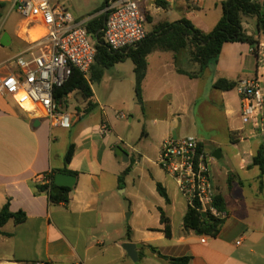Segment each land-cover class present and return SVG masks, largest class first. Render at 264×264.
I'll return each mask as SVG.
<instances>
[{
	"label": "crops",
	"instance_id": "crops-1",
	"mask_svg": "<svg viewBox=\"0 0 264 264\" xmlns=\"http://www.w3.org/2000/svg\"><path fill=\"white\" fill-rule=\"evenodd\" d=\"M14 1L10 11H15L19 20L0 15V40L4 33L10 36L7 46L0 44L2 74L17 71L11 61L29 48L33 34H25ZM189 1L190 4L181 0L161 7L162 23L185 18L209 33L222 17L221 3L225 0ZM155 23L156 20L150 23L151 27ZM244 26L249 35L256 34L255 19H247ZM250 49L246 43L225 44L218 63L196 78L179 72L199 68L188 50H182L177 57L163 50L148 55L143 104L137 103L144 120L157 132L146 131V138L155 145V159L131 147L127 162L116 154L117 143H122L117 126L119 119L126 116L121 118L123 113L113 105L122 91L132 88L135 92V67L130 59L103 70L102 79L107 75L109 80L106 99L96 94L90 84L94 109L87 110V101L78 92L59 104L72 116L70 129L52 127L0 94V210L9 200L10 212H23L27 217L19 224L10 220L1 228L0 264H170L151 248L170 259L191 256L190 264H264V174L252 165L264 138L250 142L244 139L246 128L237 89L240 81L254 78L262 65L261 58ZM220 79L235 83V88L215 89L214 83ZM71 99L78 103L74 110H70ZM197 118L207 129L209 142L223 146L226 143H221L219 137L224 134L235 148L242 144L234 155L236 169L228 172V188H221L213 179L216 198L228 214L216 237L200 236L184 228L187 204L173 179L157 165L161 144L195 131ZM104 123L108 132L102 130ZM188 136L196 137L205 148V139L195 134ZM70 145L75 146V152L66 164ZM127 168L130 171L122 190L119 176ZM63 169L75 172L76 182L67 203L52 205L46 194H35L33 184ZM157 184L165 190L168 201L158 192ZM162 212L171 225L170 238L164 233ZM125 243L140 245L137 262L122 248Z\"/></svg>",
	"mask_w": 264,
	"mask_h": 264
},
{
	"label": "built area",
	"instance_id": "built-area-1",
	"mask_svg": "<svg viewBox=\"0 0 264 264\" xmlns=\"http://www.w3.org/2000/svg\"><path fill=\"white\" fill-rule=\"evenodd\" d=\"M14 9L22 18L25 34L29 36L30 31L33 34L29 48L11 61L17 71L0 73V94L50 126L70 129L72 116L62 111L54 93L64 86L74 69L85 78L90 75L97 55L95 40L87 30L93 18L77 20L66 4H51L49 0H15ZM103 13L107 19L101 31L110 50L135 47L146 38L142 0H109ZM263 48L264 41L251 47V53L261 58L262 65L254 78L240 81L237 87L242 122L250 127L251 139L264 134ZM119 116L125 118L124 114ZM102 130H109L105 123ZM213 161L215 157L196 137L185 136L168 138L161 144L157 165L173 179L188 208L205 218L224 221L228 214L215 204ZM44 181L45 177L39 183Z\"/></svg>",
	"mask_w": 264,
	"mask_h": 264
},
{
	"label": "trees",
	"instance_id": "trees-1",
	"mask_svg": "<svg viewBox=\"0 0 264 264\" xmlns=\"http://www.w3.org/2000/svg\"><path fill=\"white\" fill-rule=\"evenodd\" d=\"M109 0H105L101 11L105 9ZM159 6L166 8L168 3L164 0H157ZM222 17L215 27L209 32L202 30L188 19H181L176 22H165L155 27L152 32L147 33L146 38L128 49L119 51L110 50L103 40L102 29L107 19V14L102 13L91 19L87 24L89 35L95 40L97 55L95 63L91 68L90 81L85 78L77 69H74L69 80L59 89L55 90L54 100L57 104H62L64 100L73 92H78L83 99L87 101V110L94 109L95 105L91 101L93 97L90 84L99 82L103 76L105 68L112 67L118 62L130 59L134 64L135 72V94L137 102L142 105V83L147 71V57L155 50L170 51L177 57L182 50H188L191 60L197 63L199 68L195 72L179 70L180 73L188 75L190 78L200 76L206 69L218 63L220 54L227 43H246L250 47L257 46L264 41V1L263 0H225L221 3ZM255 19L256 34L249 35L245 29L244 23L247 19ZM236 86L235 83L220 79L214 83V88L222 91H230ZM75 152V146L70 145L65 156V163L72 160ZM253 166L258 167L261 174H264V143L259 147L253 157ZM130 171L127 168L119 177L120 186L124 184V178ZM58 171H52L45 175V181L33 184L36 195L46 194L52 205L67 203L71 188L64 187L60 191L53 193L55 188L54 179ZM59 172L76 175L75 172L67 169ZM157 190L162 197L168 201V196L160 184H157ZM216 205L219 210L223 207L216 198ZM27 219L23 212L12 213L9 210V200L0 210V234L1 228L10 220L15 224L24 222ZM161 222L164 225L166 237L172 236L170 222L161 213ZM223 221L213 220L203 217L197 210L188 208L184 217V228L194 231L200 236L216 237L222 226ZM151 251L160 258L168 260L170 264H190L192 257L183 256L170 259L162 255L157 249L151 248Z\"/></svg>",
	"mask_w": 264,
	"mask_h": 264
},
{
	"label": "rangeland",
	"instance_id": "rangeland-1",
	"mask_svg": "<svg viewBox=\"0 0 264 264\" xmlns=\"http://www.w3.org/2000/svg\"><path fill=\"white\" fill-rule=\"evenodd\" d=\"M14 0H0V15H2V18L4 19L7 15H11V17L16 16V20H19V16L16 14L15 11H10L12 2ZM51 4H57V3H64L69 8V11L73 14V16L77 20H85L94 18L100 14L103 13L101 11V8L105 2V0H49ZM165 1V0H164ZM181 0H170L168 4L176 5ZM211 2V0H208ZM166 2V1H165ZM189 0H185V3L190 4ZM194 6V5H193ZM168 7V6H167ZM166 7V8H167ZM196 6H194L195 8ZM142 10L144 11L145 17H146V32H150L151 29L154 28V26H159L160 23L163 22L162 19V12L159 10L161 6L158 5L157 0H142ZM164 9V7H163ZM156 20V25L152 26L150 23L154 22ZM90 75L88 76V80L90 81ZM93 91L98 94L101 98L106 99L108 97V90H109V80L106 77H103V79L100 82H93L92 83ZM77 96V95H76ZM76 98V97H75ZM78 101L82 102V98L78 97ZM105 101V100H104ZM77 102L75 99L70 100V110H74V106H77ZM113 108L116 111H121L126 116V119H119V124L117 126V132L118 135L122 139V143H117V148H120L124 153L131 155L132 150L131 148L136 149L139 152H144L153 159L156 158V152H155V145L151 138H146L147 136V130L152 133L157 134V132L154 131L155 128H153V125L146 122L142 116V110L140 106L138 105L136 101V96L134 90L131 88L130 90L122 91L114 100ZM120 113V112H119ZM215 116V114H214ZM217 116V115H216ZM215 116V117H216ZM130 117H134V120L131 122L129 121ZM198 121V127L195 128V131L188 132V135H198L203 140V144L205 145V149L208 153L213 154V152L217 149H222L223 152V158L220 160L215 159L211 163V173L214 181L217 183L218 186L221 188H228L229 182H228V172L232 169H236L237 159H236V153L240 152V148H235V145H232L228 143L227 138L224 134H222L219 137V140L223 146H219L218 144L209 142L208 138H210L208 135L207 129L205 130L204 124L201 122L199 118H197ZM156 128H158L156 126ZM245 133L244 136L246 141L250 142V140H255L256 138H250L249 137V126H244ZM143 131L145 134L143 135ZM160 132V131H159ZM187 135V136H188ZM264 138L263 135H259L257 138ZM177 138V137H174ZM244 143V142H242ZM221 151V150H220ZM143 167V166H142ZM123 173V172H122ZM122 174H120L121 176ZM119 176V177H120ZM251 178V176H250ZM251 184H254V182L250 181ZM130 184V183H129ZM124 184L121 186V189L123 190ZM121 200L123 201V204H125V198L122 195ZM129 213V212H127ZM177 225V224H176Z\"/></svg>",
	"mask_w": 264,
	"mask_h": 264
},
{
	"label": "water",
	"instance_id": "water-1",
	"mask_svg": "<svg viewBox=\"0 0 264 264\" xmlns=\"http://www.w3.org/2000/svg\"><path fill=\"white\" fill-rule=\"evenodd\" d=\"M257 33V31H256ZM8 41H10V36L7 33H4L1 40H0V44L7 46L8 45ZM37 125L39 124V122H36ZM116 154L118 156H121L124 160V162L128 161V155L124 152H122L120 150V148H117L116 150ZM213 156L215 157V159L220 160L221 158V151L217 150L216 152H214ZM76 182V177L73 175H69V174H65V173H57L54 179V184H55V188L53 189V193H56L58 191H60L62 188L64 187H68V188H72L75 185ZM205 217V215L203 216ZM140 247V245L138 244H133V243H125L122 245V248L126 251L128 257L133 261V262H137L138 261V252L137 249Z\"/></svg>",
	"mask_w": 264,
	"mask_h": 264
}]
</instances>
